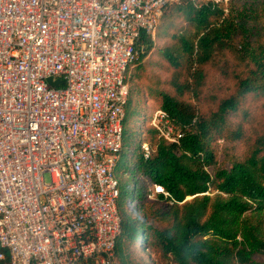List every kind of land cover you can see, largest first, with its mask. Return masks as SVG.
<instances>
[{
  "label": "built area",
  "instance_id": "1",
  "mask_svg": "<svg viewBox=\"0 0 264 264\" xmlns=\"http://www.w3.org/2000/svg\"><path fill=\"white\" fill-rule=\"evenodd\" d=\"M175 1L0 0V264H121L127 72ZM152 125L184 135L161 109Z\"/></svg>",
  "mask_w": 264,
  "mask_h": 264
},
{
  "label": "trees",
  "instance_id": "2",
  "mask_svg": "<svg viewBox=\"0 0 264 264\" xmlns=\"http://www.w3.org/2000/svg\"><path fill=\"white\" fill-rule=\"evenodd\" d=\"M239 1L249 4L251 29L264 40V0ZM173 3L166 6L163 20L173 17L174 13L167 12ZM183 3L175 5L173 12H184L197 33L194 37L179 33L182 47L164 49L162 56L177 72L188 69L187 79L176 77L171 82L172 91H143L138 86L136 69L154 48L152 37L146 34L138 40L139 55L127 72L130 91L115 171L122 219L117 256L121 264H136L132 249L138 244L155 248L170 264H258L264 259V135L256 139L247 157L229 158V165L218 162L214 143L245 137L241 126L230 130L231 119L248 95H264V61L256 63V68L238 82L236 93L223 99L215 111L200 113L183 97L187 92L194 96V90L200 92L203 67L226 47L231 36L225 17L229 9L225 1ZM133 68L135 72L130 74ZM148 99L154 105L147 104ZM155 109L167 112L183 131L178 142L168 141L152 125ZM146 143L148 158L143 147ZM154 184L163 186L171 196L156 194L154 199L166 202L165 208L151 216L146 202ZM153 217L167 222L166 226H157Z\"/></svg>",
  "mask_w": 264,
  "mask_h": 264
},
{
  "label": "rangeland",
  "instance_id": "3",
  "mask_svg": "<svg viewBox=\"0 0 264 264\" xmlns=\"http://www.w3.org/2000/svg\"><path fill=\"white\" fill-rule=\"evenodd\" d=\"M177 4H184L183 0H176L168 7V15L174 13L173 17L164 20V16L162 17L156 35L152 37L154 48L141 65L142 67L136 69L137 84L143 91H147V89L172 91L171 82L176 77L181 81H185L188 77V69L185 68L177 72L162 56L164 49L182 47L179 33L183 32L188 37H194L197 33L195 25L189 21L184 12H173L174 6ZM225 4L229 9L225 17L226 21L230 23V39H228L226 47L218 50L212 60L203 67L200 92L197 94L194 90L195 96L193 93L187 92L183 97L184 100L194 103L203 114L215 111L223 99L233 96L237 91L238 82L256 68L257 62L264 61V40L253 33L251 29L252 17H250L249 4L244 5L239 0H229ZM166 24V32L160 34V29ZM132 72H135V68L130 70V74ZM192 84V87L195 88V82ZM147 104L154 105V102L152 99H148ZM231 123L230 130L241 126L245 137L236 141H226L222 137L225 142L223 139L215 141L218 162L226 165H229V158L243 159L247 157L253 149L256 139L264 135V95L250 94L244 98L238 112L232 117ZM190 198L188 197L189 200ZM165 203L157 199H148L146 204L151 207V216L162 211L165 208ZM262 219L264 222V216ZM153 221L159 227H164L167 224L157 217H153ZM132 254L136 264H170L169 260L163 259L155 248L149 249L137 244L132 249ZM258 264H264V259Z\"/></svg>",
  "mask_w": 264,
  "mask_h": 264
},
{
  "label": "water",
  "instance_id": "4",
  "mask_svg": "<svg viewBox=\"0 0 264 264\" xmlns=\"http://www.w3.org/2000/svg\"><path fill=\"white\" fill-rule=\"evenodd\" d=\"M49 82H50L51 84L57 86V85L59 84L60 81H59V80H57V81H53L52 78H49Z\"/></svg>",
  "mask_w": 264,
  "mask_h": 264
}]
</instances>
